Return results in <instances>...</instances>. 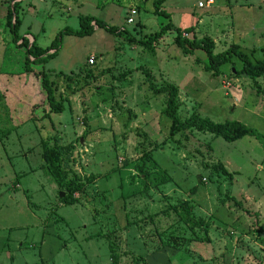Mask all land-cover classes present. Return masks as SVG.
<instances>
[{
    "label": "rangeland",
    "instance_id": "obj_1",
    "mask_svg": "<svg viewBox=\"0 0 264 264\" xmlns=\"http://www.w3.org/2000/svg\"><path fill=\"white\" fill-rule=\"evenodd\" d=\"M19 1L18 34L42 48L64 28L79 30L81 16L127 33L63 34L54 56L29 65L45 70L63 104V113L48 114L41 79L25 71L26 50L13 42L0 0V264H113L109 243L119 264H264V233L236 205L264 226V97L231 73L240 61L212 75L205 52L185 56L174 31L151 51L129 43L128 35L144 39L167 23L154 0ZM208 1L163 0L160 9L175 28L212 39L214 53L235 44L261 60L264 0ZM142 70L156 87L178 88L181 119L239 121L260 137L171 136L166 95L149 89ZM257 81L264 91V75ZM47 146L61 147L67 177L82 180L78 203L59 202L65 190L43 167Z\"/></svg>",
    "mask_w": 264,
    "mask_h": 264
},
{
    "label": "trees",
    "instance_id": "obj_2",
    "mask_svg": "<svg viewBox=\"0 0 264 264\" xmlns=\"http://www.w3.org/2000/svg\"><path fill=\"white\" fill-rule=\"evenodd\" d=\"M3 2L7 5V13H6V26L10 30L12 34L13 42L18 45L17 47H24L26 50V57L24 61L25 71L28 73H33L36 78L41 79V85L46 93V103L49 105L50 113L48 114H61L64 112V107L61 101H58L54 97V92L51 86V82L49 80L48 74H46L44 69L32 72L29 67L31 63L34 64H43L46 60L50 59L54 56L58 51V44L60 43L61 36L63 34H72L76 36H88L91 35L94 31V27L102 28L109 33L112 34H121L123 32L127 33V31L122 30L118 31L112 26L106 25L104 22L96 20V19H88L87 16L79 17V30L73 31L69 28H64L59 31L53 41L50 43L48 47L42 48L36 43V39L33 38L31 42L25 37H22L18 34V29L20 26V19L18 17V10L20 1L17 0H3ZM163 0H154L153 8L154 11L158 14H161L163 17L168 19L167 23L162 25L159 31L153 33L150 36H147L144 39H135L133 36L128 35L127 40L131 44L139 45L145 49H149L150 51L156 47V44L162 39V37L168 33L169 31L175 32L174 44L181 49L182 53L185 56L191 55L195 50L201 49L205 52L207 62L204 65L205 70L212 73V75L221 74V67L223 65H232L233 58H237L242 68L240 71L234 72L231 71L232 74L241 75L245 78L251 80L253 87L256 90L257 95H261L264 97V91L258 83V78L264 75V57L261 60H257L253 62L249 56L243 52L238 45L232 44L226 50L214 53V42L209 37L196 38L193 28H188L182 31L181 29L175 28L171 21L169 15L160 9ZM90 20V21H89ZM91 21L94 24H91ZM185 32L188 34L187 37H182V33ZM190 34H193L190 36ZM50 50H55L54 53L48 55ZM47 55V56H45ZM41 56L43 59L40 60ZM31 58L34 61H31ZM89 66V65H88ZM87 66V67H88ZM91 67V66H89ZM234 67H232L233 69ZM84 70L86 67L83 68ZM109 71V70H107ZM130 71L123 73L119 79H124L127 75H129ZM143 75L145 76V80L149 83L148 87L154 94H164L165 98V107L163 110V114L170 120L169 134L171 136L184 133L186 131H199V132H207L216 137H221L223 140L227 142H234L243 137H255L259 138V134L256 130L251 129L239 121H230L225 123H215L209 119L202 118L197 114H193L185 119H181L178 114V106H179V90L178 88L171 84L165 83L162 86L156 87L152 81V74L147 70H142ZM61 148V147H60ZM59 147H45L43 148V157H44V165L47 172L52 176L55 182L58 184L59 188L62 192L65 190L64 197L59 199V202L62 205H74L78 203V199L76 198V192L79 188L82 187L81 179L74 174L72 178L67 177L66 171L61 167L60 164V155L61 149ZM95 178L92 176L90 178H86L83 181L85 183H90ZM239 209L243 211L246 217L252 220V229L256 234L264 233V226H261L258 221V214L255 212H251L249 210L243 209L241 203L236 204ZM109 250L111 252L112 263L119 264L120 259L118 256H115L112 245L109 243ZM135 259L142 260V257L136 256ZM137 263V261H136Z\"/></svg>",
    "mask_w": 264,
    "mask_h": 264
},
{
    "label": "built area",
    "instance_id": "obj_3",
    "mask_svg": "<svg viewBox=\"0 0 264 264\" xmlns=\"http://www.w3.org/2000/svg\"><path fill=\"white\" fill-rule=\"evenodd\" d=\"M207 4H211V2L210 1H208V3ZM199 6H201V4H199ZM136 14V10H132L131 11V16L126 20V22L128 23V24H132L133 23V17H134V15ZM188 36V34L187 33H185V32H183L182 33V37H187ZM95 64V57H90L88 60H87V65H89V66H93Z\"/></svg>",
    "mask_w": 264,
    "mask_h": 264
},
{
    "label": "crops",
    "instance_id": "obj_4",
    "mask_svg": "<svg viewBox=\"0 0 264 264\" xmlns=\"http://www.w3.org/2000/svg\"><path fill=\"white\" fill-rule=\"evenodd\" d=\"M210 2H211V4H210V6L213 4V1L212 0H209ZM241 68H242V65L241 66H238L237 68H236V71L238 72V71H240L241 70ZM235 71V72H236Z\"/></svg>",
    "mask_w": 264,
    "mask_h": 264
},
{
    "label": "water",
    "instance_id": "obj_5",
    "mask_svg": "<svg viewBox=\"0 0 264 264\" xmlns=\"http://www.w3.org/2000/svg\"><path fill=\"white\" fill-rule=\"evenodd\" d=\"M17 1H19V0H17ZM233 71H234V70H233ZM62 197H64V194L61 193L60 198H62Z\"/></svg>",
    "mask_w": 264,
    "mask_h": 264
}]
</instances>
